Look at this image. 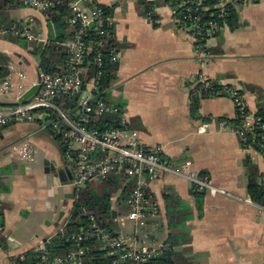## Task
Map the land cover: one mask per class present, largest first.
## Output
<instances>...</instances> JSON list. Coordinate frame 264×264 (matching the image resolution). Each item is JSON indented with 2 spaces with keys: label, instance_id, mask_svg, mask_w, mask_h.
<instances>
[{
  "label": "crops",
  "instance_id": "1",
  "mask_svg": "<svg viewBox=\"0 0 264 264\" xmlns=\"http://www.w3.org/2000/svg\"><path fill=\"white\" fill-rule=\"evenodd\" d=\"M146 1L154 4L156 26L143 15L138 0H81L85 5L108 7L114 21L112 46L119 60L112 66L114 78L104 84L105 98L125 113L129 131L142 145H161L163 158L171 166L184 168L190 162L188 169L205 174L213 185L233 196L203 193L199 206L196 190L185 178L165 173L148 184L158 205L157 215L143 228L134 225L127 240L157 247L167 245L169 238L176 242L173 250L179 255L178 264H264V207L248 197L246 166L249 162L256 167L260 182L264 154L255 144L244 146L232 123L237 110L228 95L199 98L197 117L190 107V86L198 74H203L217 89L238 88L249 109L264 119V0L234 12L229 25L208 40L211 56L203 63L195 52L193 37L174 26L162 0ZM17 2L0 9L1 22L20 24L32 18V31L39 39H0L5 63L0 64V73L6 70L0 79L10 75L13 83L8 94L0 95V105L17 104L19 97L37 84L41 69L32 54L34 44L41 41L38 47L44 49L51 43L49 38L61 36V29L49 20V14L25 6L23 0ZM69 34L67 26L62 36ZM205 122L207 128L199 132ZM25 142L33 144L36 153L28 166L21 167L17 164L21 161L13 159L10 152ZM50 163L55 172L66 174L60 143L41 119L0 127V211L4 227L0 264H12L41 241L50 240L67 223L66 208L60 205L59 197L65 200L64 194L72 189L45 170ZM120 192L119 188L111 199L116 222L118 216L128 213L125 200L117 202ZM61 211L64 214L58 221Z\"/></svg>",
  "mask_w": 264,
  "mask_h": 264
},
{
  "label": "built area",
  "instance_id": "2",
  "mask_svg": "<svg viewBox=\"0 0 264 264\" xmlns=\"http://www.w3.org/2000/svg\"><path fill=\"white\" fill-rule=\"evenodd\" d=\"M256 0H167L174 26L190 34L194 39L195 52L201 62L211 56L208 40L225 29L234 12L243 5ZM55 0H23L25 6L47 13ZM142 7V6H141ZM152 23H157L154 8L144 14ZM34 20L28 18L20 24H0V39L15 37L27 41L38 40L32 31ZM93 23V26L90 24ZM66 24L71 37L60 45L66 54L65 67L58 73L38 71L37 93L26 103L0 105V127L23 123L39 118L46 123L50 135L61 146L64 163L71 173L70 188L75 196L91 182L123 178L121 191L126 192V216H118L117 223L123 227L124 220L133 221L136 228H143L147 221L158 213V205L152 199L149 182L165 173L185 178L197 191L210 196L232 197L226 190L212 184L205 174L184 168L173 167L163 158L161 145H142L128 129V120L120 107L105 98V64L116 65L119 54L112 44L114 21L97 4L85 5L81 0L69 3ZM94 29L93 33L89 31ZM9 72L13 71L10 64ZM20 77L24 74L18 71ZM13 89L10 75L0 79V95ZM192 96L228 95L237 110L236 132L244 146L255 144L264 154V119L251 111L236 87L214 89L212 82L198 74L190 86ZM205 122L199 132L205 131ZM249 140V143H248ZM11 156L21 162H32L36 149L30 142L11 148ZM264 189V176L259 182ZM0 211V243L4 235ZM87 224L67 235L75 243V249L63 256H53L46 247L49 240L41 241L34 251L39 252L38 264H82L86 247L84 242L96 241L110 257L109 264H147L157 257L165 246L148 247L131 244L120 232L107 228L93 214H86ZM63 234V228L60 229ZM26 254L20 255L12 264H29Z\"/></svg>",
  "mask_w": 264,
  "mask_h": 264
},
{
  "label": "trees",
  "instance_id": "3",
  "mask_svg": "<svg viewBox=\"0 0 264 264\" xmlns=\"http://www.w3.org/2000/svg\"><path fill=\"white\" fill-rule=\"evenodd\" d=\"M60 3L54 5L47 12L49 14V20L56 26V28H60L63 32L66 27V19L69 16V2L71 0H55ZM167 0H162L165 3ZM180 1V0H173ZM15 2L16 4H13ZM19 2L17 0H0V9L6 8L9 5H17ZM22 4V2H20ZM87 5H92L91 3L85 2ZM138 6L143 15L149 11L154 4L152 2L146 0H138ZM102 8L105 13H110L109 8L103 5L97 4ZM142 6V7H141ZM156 15L152 17L155 19ZM232 17V16H231ZM0 24H4L1 22ZM11 24V23H9ZM156 26V24L154 23ZM60 31V35L57 39L49 38L50 45L44 49L38 47L37 44H34L32 54L37 55V67L43 71L50 73H58L63 71L65 67L66 54L60 45L65 38L70 39L71 33L65 38L62 36V32ZM90 33L94 32V29L89 31ZM8 40H15V37H6ZM111 40L109 44H112ZM0 64L4 65V58L0 55ZM114 67L111 65L105 64L103 67L104 73V82L103 84L108 85V83L114 78ZM0 76H4L6 70L1 71ZM213 85V84H212ZM213 88L216 90L217 86L213 85ZM199 106V98L196 96H191V113L193 116L197 117ZM235 126L238 124V119L232 121ZM248 169V181H247V194L251 201L254 203L264 207V189L259 183V175L255 166L246 163ZM123 178L111 177L110 180H105L101 182H91L87 184L86 187L82 188L80 191L76 193V196L73 200L72 207L70 209V213L67 216V223L63 228V234L60 232L53 236L46 247L51 251V255L56 256L57 254H67L70 251L75 249V243L70 241L67 238V235L76 231L81 227H85L87 224L86 214H93L97 217L98 220L101 221L107 228L113 229V218L111 213V199L114 197L116 192L122 186ZM202 192L196 191L197 203L200 206L201 200L199 196H202ZM126 192L121 191L117 202H121L123 199L125 200ZM169 241V242H168ZM167 245H164V249L161 253L150 260L147 264H178L179 263V255L173 250L174 244L176 242H170V239H167ZM84 246L86 247L85 255L82 257V264H109L110 257L106 255L105 249L103 250L98 242L96 241H86L84 242ZM26 261L29 264H38L37 256L39 252L31 250L26 253Z\"/></svg>",
  "mask_w": 264,
  "mask_h": 264
},
{
  "label": "water",
  "instance_id": "4",
  "mask_svg": "<svg viewBox=\"0 0 264 264\" xmlns=\"http://www.w3.org/2000/svg\"><path fill=\"white\" fill-rule=\"evenodd\" d=\"M90 26H93V23H91ZM40 45H41V41L38 42V46H40ZM38 89H39V85L38 84L32 85L30 88H28L19 97L17 103L18 104H23V103L28 102L37 93ZM45 170L47 172L52 171L56 176H59V178L61 179V185H63V186H68L69 185L70 186L71 173L68 170V168H66V167L64 168L66 174L61 173V172L58 174L57 172H55V166L50 163V164H47V167H46ZM74 197H75V193H74L73 190H70L69 192L65 193L64 194L65 200H64V203H63L64 206H67L68 200L69 199H74ZM111 213H112V216H115L116 215V212L114 210H111ZM63 214H64L63 211H61L59 213L58 221L62 218Z\"/></svg>",
  "mask_w": 264,
  "mask_h": 264
},
{
  "label": "rangeland",
  "instance_id": "5",
  "mask_svg": "<svg viewBox=\"0 0 264 264\" xmlns=\"http://www.w3.org/2000/svg\"><path fill=\"white\" fill-rule=\"evenodd\" d=\"M34 57H35V60L36 59H38V57L36 56V55H33ZM45 125V124H44ZM13 159H14V157H13ZM16 161V160H15ZM19 162V161H18ZM18 164V166H21V167H25V166H28L29 164L28 163H21V162H19V163H17ZM117 195V194H116ZM59 197V196H58ZM59 198H61L62 199V202L64 201V199H63V197L62 196H60ZM61 202V206H63V203ZM72 203H73V200H69L68 201V204H67V206H64V208H66L65 209V211H66V214H67V216L69 215V213H70V209H71V207H72ZM119 208H121L120 206H119ZM123 216H126V214L124 215V214H122ZM124 226L123 227H121L116 221H113V229L114 230H116V231H119L125 238H127V235L128 234H131V233H133L134 232V224H133V221H131V220H129V219H125L124 220ZM117 225V226H116ZM63 228H64V226H63ZM141 230H143V229H139V232L141 231Z\"/></svg>",
  "mask_w": 264,
  "mask_h": 264
}]
</instances>
